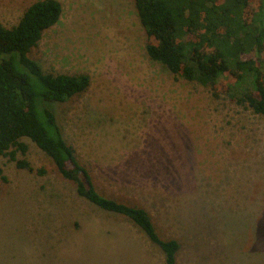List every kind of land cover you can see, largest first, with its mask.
<instances>
[{
	"label": "rangeland",
	"instance_id": "1",
	"mask_svg": "<svg viewBox=\"0 0 264 264\" xmlns=\"http://www.w3.org/2000/svg\"><path fill=\"white\" fill-rule=\"evenodd\" d=\"M36 1L0 0V22L16 26ZM56 1L60 20L29 56L45 73L89 77L53 111L96 190L145 209L179 243L177 264H264V117L227 96L228 76L202 87L151 61L134 0ZM22 142L16 159L33 172L0 159V264H164L130 220L79 197Z\"/></svg>",
	"mask_w": 264,
	"mask_h": 264
},
{
	"label": "trees",
	"instance_id": "2",
	"mask_svg": "<svg viewBox=\"0 0 264 264\" xmlns=\"http://www.w3.org/2000/svg\"><path fill=\"white\" fill-rule=\"evenodd\" d=\"M151 61L172 75L213 88L222 77L234 80L228 97L264 117V0L246 19L249 0H134ZM62 8L56 0L30 5L18 24L0 22V159L9 157L19 169L33 172L25 160L29 139L51 159L77 195L96 208L130 220L163 254L164 264H177L180 245L161 239L149 213L101 195L90 173L63 138L53 105L87 91V75L45 73L29 54L43 33L58 24ZM43 173V171L38 172ZM0 178L6 182V177Z\"/></svg>",
	"mask_w": 264,
	"mask_h": 264
}]
</instances>
